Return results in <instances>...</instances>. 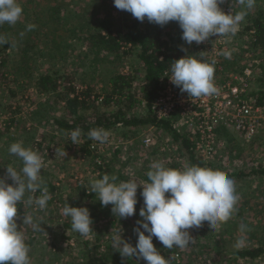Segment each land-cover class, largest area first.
<instances>
[{
    "label": "rangeland",
    "instance_id": "rangeland-1",
    "mask_svg": "<svg viewBox=\"0 0 264 264\" xmlns=\"http://www.w3.org/2000/svg\"><path fill=\"white\" fill-rule=\"evenodd\" d=\"M30 1H34V4L30 5ZM98 2L103 3V7L107 5L105 8L110 11L115 8L113 0H57L56 4L63 5L64 17H75L76 19L82 16V14L84 15L83 12H85V14L88 13V16L84 15V20L86 21V18L89 16L91 17L90 20L93 17H103L101 15L103 9ZM20 3L21 5H25L27 9L32 11L36 10L37 12L55 5L50 0H20ZM219 7L223 12L226 13L225 9H229L228 11H231L233 14L242 9L239 0H225ZM122 11L123 10L114 9V14L116 17H119ZM256 12H264V0H256L255 7L248 11L245 20L241 22L234 35L221 38L214 36V38L210 37L207 41L201 43L202 46H205L207 42L208 44L216 43V39L226 41L225 45L218 50L219 52L232 50L237 55V65L245 66L251 70V76L248 78L250 79V91L264 89V86H262L264 85V63L260 56L252 57L251 55L246 56V54H243V49H246L248 46L246 38L238 37V40H236V34L241 32L244 24L249 19L248 17ZM94 13L98 15H92ZM126 13L127 16L133 17L130 13ZM146 22L147 19L140 23L144 25ZM76 24H78V22H75V25ZM70 27L73 28V26ZM68 43L71 44V47L65 53V55H67L64 57L65 62L60 64L66 67V73L71 74L72 77L76 79L86 76H88L89 79L93 77L91 85L97 87V92H102L104 86L108 85V78L122 68L124 71L132 74V76H136V81L133 82V90H131V93L133 94L134 100L141 99L140 89L145 86V82L143 81L145 72L143 68L137 66L135 56L128 55L127 57H123L121 65L119 66V62L114 60L113 56L101 61L100 59L105 55V53H101L97 57V63H91L96 58L94 55L95 50L92 52L89 51L90 46L87 42L79 45V43L73 42L72 39H68ZM85 55L88 57L87 59L84 58ZM58 67L59 64H56L52 69H58ZM219 76L221 78L222 75ZM231 76L232 75H230V77ZM236 76L242 75L238 73ZM260 82L263 83L261 84ZM74 83L76 84V82ZM13 90H15V85L11 80L7 88L0 89V121H2L0 122V134L4 135L0 140L2 143H0V148L3 147L6 141L12 144L27 139V133L24 134L25 131H22L23 126L29 130L34 129L35 132L33 133L32 143H41V146L33 145V148L31 146L32 143L28 142L29 147L27 148L37 151L43 158V167L41 169L43 181L45 179L55 180L54 177H56L58 182L63 186L60 197L64 205L61 204L62 206L57 207L55 202H52L49 205L47 204V207L40 211L33 203L30 205V210H26L25 212L26 216L32 215L35 220L42 223V232H34L31 225L28 224L25 227V232L28 233L25 234V240H28L30 236L35 237L34 245L29 248L30 264H89L94 260L93 257L98 260L101 257H105L109 252H117L112 248H110L109 251L105 245L106 240L111 242L112 229L114 231L118 225L123 230L124 239L128 240L130 243L132 239H137L133 232V228L135 222L141 219L138 214L137 216L135 214L126 219H119L112 215L108 219L101 220L99 218L102 217L103 211L105 214V210L100 211L101 204L99 205L98 203V196L96 202H91V205L86 199H79L80 203H75V198L81 193V188L90 186L92 180L98 179L97 173H92L93 167L90 166L87 160L83 161L79 157H75V150L71 152V156L68 160H66L67 153L66 156L60 154L61 152L57 150L56 145L61 143L60 146L63 147L62 142H64L65 134L62 135L55 125L54 127L48 125L47 128L43 129L33 120L32 114L39 109L42 100L35 95L30 87L27 89L26 95L17 93L15 97L10 95V92ZM26 97H28L29 100H25ZM258 97V95H254L250 99L251 101H256ZM261 103L262 107H264V101ZM100 104L101 101L90 110H101V106H98ZM106 109L109 110L110 106L105 107L103 111ZM144 110L145 104L143 102H141V104L135 103L133 107L129 109L128 113L129 115H140L145 113ZM61 113L62 109H60V111H55L53 115L59 116ZM11 118L16 119L17 122L19 120L21 122L19 125H15L18 126L17 129L13 126L8 132H5ZM141 130L144 132L138 134L139 136L131 139V141L123 139L121 133L114 132L110 133L107 142L98 143L97 145V154L100 158H97L96 161H98L100 165L106 163L110 165L113 170L109 175H115L117 178L122 179H118L117 182L132 179H135L138 183L140 181H145L143 177L146 176V170L150 169V165L154 161L162 162L166 167L172 165V163L182 166L184 162L182 160V155H184L185 158L188 157L187 151L182 144V126L177 121L171 123L170 129L151 131L149 126H141L139 132ZM257 130V135L253 140L243 139L240 134L233 131H229V135H225V137L218 134L221 147L217 149L214 162L211 165L214 166V170L227 173L234 181L237 193L240 197L237 204L238 211L234 214L232 219L219 227H209L207 222V224L199 228L190 229L189 232L194 242L181 250L178 248L182 251V255H185L183 261L188 263L189 260H192V264H264V256L252 261H245L237 258L238 260L236 259L233 262L230 259L231 253L253 245V242L258 240L263 233L260 225L264 222V176L253 175L248 179L236 177L238 173H248L250 170H261L262 167H264V125H260ZM153 136H156V140H154L152 144L145 145L144 140L152 138ZM184 138L190 141L186 136ZM49 146L52 147L50 151L47 150ZM9 147L10 146H8L6 150H4V148L0 150V177H6L7 160L11 155L8 151ZM117 149L119 151L114 156V152ZM8 181L9 180H6L7 183ZM54 182H56V180ZM57 185L58 184H56V186ZM141 191L142 189L138 188L137 196L140 195ZM29 197L35 199L34 193H26L25 198L28 199ZM66 203L71 207L77 208L85 207L88 209L87 206H95V210H99V217L92 223L95 228L93 235L84 237L73 231L71 227L69 228L70 230L66 232L64 225L69 217H65L62 213V209ZM111 221L115 222L113 226L109 224ZM69 223L71 224V221H69ZM241 224L246 225L248 228V231L243 234L246 244L240 249H237L235 248V243L242 237L239 231ZM63 233L66 237H69L67 241L66 238L64 240L62 239ZM95 236L100 237L103 242L102 248L98 250L93 246V244H95ZM76 240L80 243L88 240L91 243H89L87 247H84L78 245ZM53 244H55V246H52ZM153 244L157 250L160 251L159 249H161V247L159 245L161 244L155 237L153 238ZM56 247H58V250ZM130 261L132 260H126L127 263ZM96 263L99 264V262ZM135 263L146 264V262L140 261H135Z\"/></svg>",
    "mask_w": 264,
    "mask_h": 264
},
{
    "label": "trees",
    "instance_id": "trees-1",
    "mask_svg": "<svg viewBox=\"0 0 264 264\" xmlns=\"http://www.w3.org/2000/svg\"><path fill=\"white\" fill-rule=\"evenodd\" d=\"M50 1L55 5L37 12L36 10L32 11L27 9L25 5H21L20 0H17L23 9L21 19L15 25H8L7 23L0 25V36L7 42L6 44L0 45V89L7 88L11 80L15 85V90L11 91L10 95L15 97L17 93L25 94L30 87L35 95L42 100L39 109L32 114L33 120L43 129L47 128L48 125L53 127L55 125L62 135L65 134L64 142H62L63 147L59 143L56 145L57 150L59 152L65 150L67 153L66 160L70 158L71 152L75 150V157H79L83 161L87 160L90 166L93 167L92 173H97V178L99 179L104 174L109 175L113 168L107 163L100 165L96 161L97 158H100L95 145L98 141L89 137L88 133L90 130L103 128L109 133L118 132L121 133L123 139L129 141L137 137L139 134L137 131H139L141 126L152 125L157 129H170L171 121L165 122L157 120L150 109L151 103L158 97L161 89L160 78L165 73H171V63L185 55H193L197 59L207 61L202 57L198 50L200 47L196 43L194 45H188L181 39L182 30L179 28L177 22L174 23V27L177 26L178 28H173L174 30L169 29V31L166 29L163 30L160 25L149 23L148 21L142 25L140 21L127 16L126 11H122L121 15L116 17L114 14L115 6L110 11L105 8L107 5L103 7V3L101 2H98V4L100 3L103 9L101 11L103 17H93L90 20L91 17L89 16L86 18V21H88L86 22L84 17L88 16V13L85 14L83 12L85 16L82 14V16L76 19L75 17H64L63 5L56 4L57 0ZM33 4L34 1H30V5ZM92 15L97 16L98 14L94 13ZM248 18L241 32L236 34V40H238V37H245L248 46L246 49H243V54H246V56L251 55L252 57L260 56L264 63V12H256ZM75 22H78V24L75 25ZM29 25H34L35 27L29 29ZM70 26H73V28ZM68 39H72L73 42L75 41L79 45L87 42L90 46L89 51L92 52L95 50L94 55L96 58L93 62L90 61L91 63H97V57L101 53H105L103 58L100 59L101 61L113 56L114 60L119 62V66L121 65L123 57H127L128 55L135 56L137 66L143 68L145 72L143 78L145 86L140 89L141 99L134 100L133 94L131 93L136 76H132V74L124 71L122 68L108 78L107 84L109 86L105 85L102 92H97V87L91 85L93 77L89 79L86 76L76 79L71 74L66 73V67L60 64L65 62L64 57L67 56L65 53L71 47ZM182 48L186 49V51H182ZM230 51L231 58L227 59L224 57L223 60L225 72L240 73L241 75L246 67L238 66L237 55L232 50ZM84 58L87 59L88 57L85 55ZM56 64H59L58 69H52ZM260 83L262 84L263 82ZM254 95L259 96L256 99V104L262 105L261 102L264 101V89L249 93L250 97ZM100 99L101 104L98 106H101V110L91 111L90 109L94 105L96 106ZM25 100H29V98L26 97ZM141 102L145 103V113L129 115V109L135 103L141 104ZM108 106H110V109L103 111ZM60 109H62V113L59 116H54V112L57 110L60 111ZM20 122V120L17 122L16 119L11 118L5 132H8L13 126L17 129L18 126L15 125H19ZM77 128L81 130V136L79 143L73 145L70 139V133ZM22 129V131H25L24 134L27 133V139H23L21 142L27 148L29 147L28 142L32 143L33 133L35 131L34 129L29 130L24 126ZM218 133L224 137L225 135H229V131L227 130H220ZM2 137L4 135L0 134V140ZM182 137V144L187 151L188 157L185 158L182 156V160L184 161L182 166L172 163L168 167L182 170L186 165H198L214 170V166H207L203 162L195 152L193 144L184 138V135ZM5 143L0 150L2 148L6 150L11 144L7 141ZM33 145L41 146V143H32L31 146L33 147ZM47 150H52V147H47ZM118 151L117 149L114 152V156ZM8 166H13L19 170L22 164L17 157L10 155V158L7 160ZM149 170L147 169L146 171ZM253 175L264 176V167L261 170H250L248 173H238L236 177L248 179ZM54 178L56 182H54L55 180L45 179L43 186L48 189V193L51 196L47 204L49 205L55 202V205L60 207L63 204V200L60 197L63 186L58 182L56 177ZM143 178L145 181L147 180V176ZM118 179L122 180L120 178ZM8 183L11 184V180ZM56 184L58 185L56 186ZM89 192L90 186L82 187L81 193L75 198V203H80L79 199H86L87 202H90V205L91 202H96L97 196ZM34 195L35 198H38L41 196V192L38 190ZM26 198L17 205L18 218L16 220L18 230L24 233V235L28 233L25 232L27 224L23 223V217L26 216V210H30L31 207L26 202ZM137 200L136 216L140 208L143 207V198L138 195ZM98 203L99 205L101 204L100 202ZM87 207L90 210V218L94 222L99 217V210H95V206ZM111 207L112 205H101L100 211L105 210V214L103 211L102 217L99 219L105 220L110 218L113 215ZM69 221L70 218H67L64 225L66 232L71 227ZM114 223V221H111L109 224L113 226ZM204 224H207V222H203L202 225ZM260 226L263 230L262 236L254 241L253 245L231 253V261L234 262L237 258L252 261L264 256V222ZM94 229L93 227V232ZM65 238L66 241L69 239L63 233L62 239L64 240ZM94 239V248L97 250L102 248L103 242L101 238L95 236ZM34 241L35 237L33 236L25 240L29 248L34 245ZM89 243L91 242L88 240L82 243L77 242L78 245L84 247H87ZM131 243L135 246L136 239H132ZM161 245H159L161 247L159 252L168 260L169 264H192V260H189L188 263L183 261L185 255H182L181 248H179L180 250L178 247L167 249ZM52 246H55V244ZM105 247L108 250L111 248V242L109 240H106ZM56 248L58 250V247ZM93 259L89 264H98L96 262H99V264H125L127 263L126 260H132L127 264H136V259L122 258L118 252H109L105 257H101L98 260L93 257ZM140 262L145 261L140 260Z\"/></svg>",
    "mask_w": 264,
    "mask_h": 264
},
{
    "label": "clouds",
    "instance_id": "clouds-1",
    "mask_svg": "<svg viewBox=\"0 0 264 264\" xmlns=\"http://www.w3.org/2000/svg\"><path fill=\"white\" fill-rule=\"evenodd\" d=\"M225 0H113L116 9L130 13L136 20L164 26L170 21L177 22L182 30L181 39L188 45H197L210 37L234 35L248 11L256 5V0H239L242 9L233 14L225 13L219 5ZM23 9L17 0H0V25H15L22 17ZM29 29L34 25H29ZM0 36V45L6 44ZM186 51V49H181ZM231 58V51L219 53ZM171 83L189 97L200 98L218 94L214 84L215 61L211 63L197 59L193 55L171 63ZM89 137L99 143L108 141L110 133L103 128L90 130ZM81 130L70 133L73 145L79 143ZM9 153L17 157L22 166L19 170L6 167V177H0V264H30L29 247L25 235L18 230L17 205L24 201L26 193L38 190L41 196L29 197L27 203L38 209L47 207L51 199L48 189L43 186L41 176L43 158L37 152L26 148L22 142L12 143ZM66 156L65 150L60 153ZM147 180L119 181L115 175L104 174L102 178L90 182V192L99 197L102 206L112 205L111 212L119 219L136 214L137 190L141 188L143 207L135 222L133 232L137 237L135 246L123 238V230L118 227L111 235V248L122 258L143 260L146 264H169L153 244L155 237L164 248H186L194 239L189 230L199 228L203 222L209 227H219L233 218L238 211L239 194L234 181L227 173L198 165H186L181 169L166 167L154 161L146 173ZM6 180H11V184ZM71 221V229L84 237L93 235L92 219L85 207H71L67 203L62 209ZM23 223L31 225L34 232H42V223L32 215L23 217ZM242 237L235 243L240 249L246 244L243 234L248 231L241 224Z\"/></svg>",
    "mask_w": 264,
    "mask_h": 264
},
{
    "label": "built area",
    "instance_id": "built-area-1",
    "mask_svg": "<svg viewBox=\"0 0 264 264\" xmlns=\"http://www.w3.org/2000/svg\"><path fill=\"white\" fill-rule=\"evenodd\" d=\"M228 10L225 9L226 14L230 12ZM225 43L224 40L216 39V43L198 45V50L207 62L215 61L214 84L219 90L218 94L200 98L189 97L186 92H181L171 83V73H165L160 78L159 95L150 105L157 120L180 123L182 135L190 139L195 152L207 166L214 162L217 149L221 147L218 131H233L243 139L253 140L257 135V128L264 125V107L257 105L256 101H251L252 96H249L251 91L248 78L251 76V70L245 68L241 74L243 77L227 76L224 81H220L219 75L223 74V55L219 54L218 49ZM153 141V138H147L144 143L148 145ZM98 143L95 144L96 149Z\"/></svg>",
    "mask_w": 264,
    "mask_h": 264
},
{
    "label": "crops",
    "instance_id": "crops-1",
    "mask_svg": "<svg viewBox=\"0 0 264 264\" xmlns=\"http://www.w3.org/2000/svg\"><path fill=\"white\" fill-rule=\"evenodd\" d=\"M174 23H175L174 21H170L168 24H166V25H164V26H161V27H162L161 29H163V30L166 29V30L169 31V29L174 30L173 28H178L177 26L174 27ZM194 44H195V42L192 43V45H194ZM223 60H224V56H222V58H221V61H222V62H221V63H222L221 67H222V69H223V72H222V73L225 74V75L222 74V76H221V78H220V79H221L220 81H224V79H225L226 76L229 77L230 75H232V76H236V75H238V74H234L233 72H225V68H224V65H223V62H224V61H223ZM242 73H243V72H242ZM242 77H243V76H242ZM145 110H146V109H145ZM147 126L150 127L151 131H152V130H158L157 128H154L155 126H152V125H147ZM137 132L140 134L141 132H144V131L141 130L140 132H139V131H137ZM137 136H139V135H137ZM152 138H153V139L155 138L154 140H156V136H153ZM141 140H142V139H141ZM130 141H131V140H130ZM182 156H184V155H182ZM184 157H185V156H184ZM182 159H183V157H182Z\"/></svg>",
    "mask_w": 264,
    "mask_h": 264
}]
</instances>
